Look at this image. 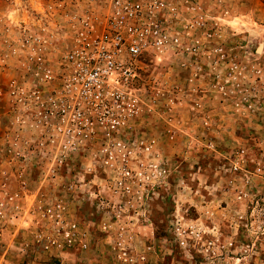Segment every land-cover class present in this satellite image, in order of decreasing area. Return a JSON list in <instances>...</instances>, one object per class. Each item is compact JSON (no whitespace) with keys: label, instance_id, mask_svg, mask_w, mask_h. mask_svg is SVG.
I'll return each instance as SVG.
<instances>
[{"label":"rangeland","instance_id":"374dc122","mask_svg":"<svg viewBox=\"0 0 264 264\" xmlns=\"http://www.w3.org/2000/svg\"><path fill=\"white\" fill-rule=\"evenodd\" d=\"M87 7L0 0V264H264V0L169 13L179 42L138 64L148 98L130 129L168 173L112 196L97 155L59 164L33 114L38 57L58 69Z\"/></svg>","mask_w":264,"mask_h":264},{"label":"built area","instance_id":"2783aa9c","mask_svg":"<svg viewBox=\"0 0 264 264\" xmlns=\"http://www.w3.org/2000/svg\"><path fill=\"white\" fill-rule=\"evenodd\" d=\"M179 1L86 0L58 69L38 57L43 84L33 92L35 125L56 145L59 164L95 153L105 168L107 195L129 192L133 184L149 188L167 176L165 164L144 160L157 157L154 145L133 138L130 129L148 98L138 64L145 57L161 59L179 42L168 17ZM97 8L101 16H95ZM101 203L112 207L111 198ZM57 218L64 230L61 213ZM68 227L64 236L71 243L79 230L76 224Z\"/></svg>","mask_w":264,"mask_h":264}]
</instances>
